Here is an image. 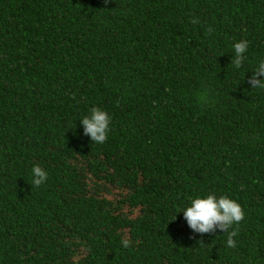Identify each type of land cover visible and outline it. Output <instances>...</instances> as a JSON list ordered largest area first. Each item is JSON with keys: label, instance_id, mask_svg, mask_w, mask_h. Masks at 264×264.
<instances>
[{"label": "trees", "instance_id": "trees-1", "mask_svg": "<svg viewBox=\"0 0 264 264\" xmlns=\"http://www.w3.org/2000/svg\"><path fill=\"white\" fill-rule=\"evenodd\" d=\"M261 60L264 0H0V264H264ZM209 192L234 248L177 213Z\"/></svg>", "mask_w": 264, "mask_h": 264}, {"label": "clouds", "instance_id": "clouds-1", "mask_svg": "<svg viewBox=\"0 0 264 264\" xmlns=\"http://www.w3.org/2000/svg\"><path fill=\"white\" fill-rule=\"evenodd\" d=\"M196 21L194 20L193 23ZM235 66L240 68L246 59L249 48L247 40H240L233 45ZM251 87H264V60L257 63L252 71L250 79ZM111 114L101 107L94 106L89 112L80 118L83 128V135L97 144H103L111 131ZM48 171L39 164H34L31 168L30 184L33 187H40L48 180ZM183 217L188 227L197 234L215 233L221 231L227 233L225 246L227 248L236 247L234 237L238 236V231L234 227L238 225L245 216V212L238 202L229 195H217L209 192L205 195H197L190 198V202L183 207ZM231 229V231H229ZM124 247L129 246V240L122 241Z\"/></svg>", "mask_w": 264, "mask_h": 264}]
</instances>
